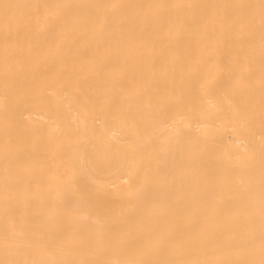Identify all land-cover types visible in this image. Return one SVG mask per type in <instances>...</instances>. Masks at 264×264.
Listing matches in <instances>:
<instances>
[{"label": "bare ground", "instance_id": "obj_1", "mask_svg": "<svg viewBox=\"0 0 264 264\" xmlns=\"http://www.w3.org/2000/svg\"><path fill=\"white\" fill-rule=\"evenodd\" d=\"M0 264H264V0H0Z\"/></svg>", "mask_w": 264, "mask_h": 264}]
</instances>
